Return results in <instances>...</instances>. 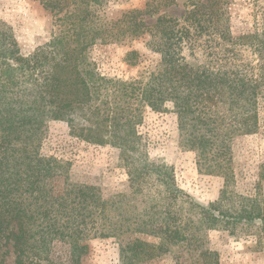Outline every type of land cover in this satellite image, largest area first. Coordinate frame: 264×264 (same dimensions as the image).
Returning <instances> with one entry per match:
<instances>
[{
  "label": "trees",
  "instance_id": "obj_1",
  "mask_svg": "<svg viewBox=\"0 0 264 264\" xmlns=\"http://www.w3.org/2000/svg\"><path fill=\"white\" fill-rule=\"evenodd\" d=\"M34 1L59 16L65 29L26 58L0 25V264H7L9 247L15 264L49 262L56 241L67 243L79 264L90 239L114 240L121 264L168 254L175 264H218L208 234L254 226L264 244V208L237 191L231 166L234 137L258 130L264 73L258 84L239 71L212 70L182 56L196 48L194 24L205 31L201 19H215L207 10L218 0H187L193 10L182 22L160 15L180 0H147L143 10L116 15L110 24L101 19L104 0ZM156 15L155 25L146 24L144 17ZM114 29L120 34L112 35ZM146 33V46L161 62L135 80L103 77L87 62L93 45ZM168 104L178 116L182 148L197 155L199 174L225 180L209 207L178 186L174 167L152 158L137 132L145 109L164 112ZM53 120L66 121L87 143L118 148L127 186L105 197L100 188L73 182L68 163L43 157L41 135Z\"/></svg>",
  "mask_w": 264,
  "mask_h": 264
},
{
  "label": "rangeland",
  "instance_id": "obj_2",
  "mask_svg": "<svg viewBox=\"0 0 264 264\" xmlns=\"http://www.w3.org/2000/svg\"><path fill=\"white\" fill-rule=\"evenodd\" d=\"M147 0H104L101 19H110L132 10H143ZM180 0L163 10L176 22L193 6ZM205 0H193L201 3ZM215 19L204 18L205 31L193 26L194 50L185 48L182 56L194 65L217 70L239 71L263 84L264 73V0H218L207 10ZM105 15V18H102ZM160 15L144 17L146 24L155 25ZM190 24V23H188ZM0 25L14 37L24 57L37 49L48 47L53 37H60L65 29L59 16L34 0H0ZM178 27L181 29L185 27ZM191 28V25H190ZM198 29V30H197ZM112 35H119L114 29ZM161 37L165 33L161 32ZM92 37V35H87ZM123 37V36H119ZM146 33L139 38H122L117 43H98L87 50V62L101 76L109 79L131 81L141 73L153 70L161 62L160 55L147 46ZM121 41V42H120ZM238 41L237 44L234 42ZM137 52V57H131ZM262 64V67H261ZM258 109V130L250 135H236L232 143L234 186L245 196L257 197L264 208V101ZM139 136L147 145L152 158H161L174 167L178 186L198 204L209 207L219 200L225 180L221 176L201 175L197 168V155L182 148L178 116L168 104L166 111L145 109L142 123L137 127ZM39 152L43 157H53L69 164L70 179L79 184L100 188L105 197L127 186V174L121 167L120 150L113 146L87 143L71 133L66 121H49L44 127ZM60 184V183H57ZM88 250L79 264H121L119 246L110 239H90ZM207 247L218 254V264H264V244L255 235V226L245 232L214 230L208 234ZM7 264H15L13 250ZM70 247L56 241L49 262L31 264H76L71 260ZM146 264H175L168 254Z\"/></svg>",
  "mask_w": 264,
  "mask_h": 264
}]
</instances>
